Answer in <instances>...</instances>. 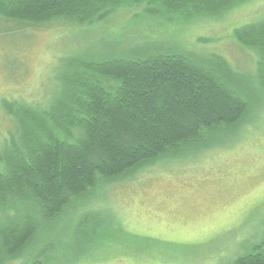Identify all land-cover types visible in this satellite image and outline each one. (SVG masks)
I'll list each match as a JSON object with an SVG mask.
<instances>
[{
  "label": "trees",
  "instance_id": "16d2710c",
  "mask_svg": "<svg viewBox=\"0 0 264 264\" xmlns=\"http://www.w3.org/2000/svg\"><path fill=\"white\" fill-rule=\"evenodd\" d=\"M251 1L0 0V23L94 26L135 9L136 17L194 21ZM233 39L255 57L264 88V18L236 28ZM117 45L114 57L90 52L63 61L47 102L1 100L12 128L0 143V264L83 261L109 227L92 217V190L208 147V131L235 129L246 118L250 104L231 86L239 72L224 57ZM69 211L82 213L76 226L71 219L54 234ZM231 264H264V237Z\"/></svg>",
  "mask_w": 264,
  "mask_h": 264
},
{
  "label": "rangeland",
  "instance_id": "374dc122",
  "mask_svg": "<svg viewBox=\"0 0 264 264\" xmlns=\"http://www.w3.org/2000/svg\"><path fill=\"white\" fill-rule=\"evenodd\" d=\"M137 13L94 26L57 22L20 29L0 23V143L12 128L1 100H49L63 61L90 52L114 57L117 44L224 57L239 72L231 86L250 104L244 121L235 129L208 131V147L99 184L88 195L95 200L92 217L109 227L77 264H231L264 237V88L255 57L233 39L236 28L264 18V0L194 21ZM75 211L54 234L76 226L82 213Z\"/></svg>",
  "mask_w": 264,
  "mask_h": 264
}]
</instances>
